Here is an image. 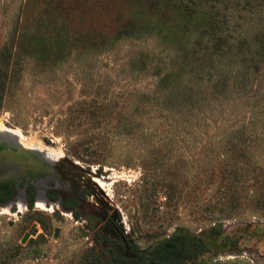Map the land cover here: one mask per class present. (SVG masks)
I'll return each mask as SVG.
<instances>
[{"label": "rangeland", "instance_id": "obj_1", "mask_svg": "<svg viewBox=\"0 0 264 264\" xmlns=\"http://www.w3.org/2000/svg\"><path fill=\"white\" fill-rule=\"evenodd\" d=\"M174 2L207 6L0 0V49L16 40L2 127L56 162L60 189L34 196L80 201L1 208L0 264H85L111 218L140 248L189 229L209 247L193 264H264V13L212 0L206 33L180 25Z\"/></svg>", "mask_w": 264, "mask_h": 264}, {"label": "trees", "instance_id": "obj_2", "mask_svg": "<svg viewBox=\"0 0 264 264\" xmlns=\"http://www.w3.org/2000/svg\"><path fill=\"white\" fill-rule=\"evenodd\" d=\"M202 1H204V6H207H202L201 9L195 12L175 6V2L173 4L169 3V11L180 25L187 26L192 30L209 33L213 28L212 25L215 24V22L209 24L210 14H213L212 20L217 21L221 16L212 7V0ZM189 2L192 5L193 0H189ZM256 2L264 13V0H256ZM262 28L263 30L257 37L255 44L264 50V19ZM115 39L119 38L114 36L112 41ZM15 50L16 40L14 39L5 42L0 49V98L12 87L14 81L10 71L14 70ZM170 74L166 73L159 79L158 89L168 87ZM76 157L78 158V156ZM70 168L73 171H78V168L74 165H71ZM77 203L74 200L72 206ZM110 220L112 226L107 225L109 230L106 234H98L97 245L100 247L99 251L97 253L88 252L85 264H193L200 256L209 251L208 245L201 237L184 227H176L170 236L164 237L145 248H140L134 245L129 237L123 235L120 230L119 232L116 230V218ZM215 234L219 236L221 230H218ZM109 237H111V240H108Z\"/></svg>", "mask_w": 264, "mask_h": 264}, {"label": "flooded vegetation", "instance_id": "obj_3", "mask_svg": "<svg viewBox=\"0 0 264 264\" xmlns=\"http://www.w3.org/2000/svg\"><path fill=\"white\" fill-rule=\"evenodd\" d=\"M13 140L14 139L10 140L0 135V151L5 150V149L14 150L15 146H17L16 145L17 143L14 142L15 140L14 141ZM87 178L91 181L92 184H94V186H96L92 178L89 176V174L87 175ZM49 180L53 181L54 179H51V178L32 179L30 178V179H25V180L17 179V180H11L6 183H0V209L4 207L8 209L17 207L18 206L17 203L19 202V200L23 202L24 208L26 207L31 208L32 205H35V201L39 195L38 194L34 196L35 190H37V188L41 187L42 185H43L42 186L43 188H47V181ZM54 182L56 183L54 186V189L55 190L60 189V186H61L60 182L56 180ZM44 183L46 184L44 185ZM82 194L80 196H82ZM41 196L45 198L48 204L52 202L53 204L59 203L57 204V206H61V207L63 206L65 209L72 210L78 207L80 204V201L78 200V198L70 199V201L66 203V202H62L61 195L56 196L55 194H53V195H48V197L47 196L45 197V195H41ZM49 200H51L52 202H50ZM74 200H76L78 203L72 206V203L74 202ZM75 215L77 216V214ZM118 227L119 226L117 224L116 230L119 232L120 229ZM106 229L107 231L109 230L108 226L106 227Z\"/></svg>", "mask_w": 264, "mask_h": 264}, {"label": "water", "instance_id": "obj_4", "mask_svg": "<svg viewBox=\"0 0 264 264\" xmlns=\"http://www.w3.org/2000/svg\"><path fill=\"white\" fill-rule=\"evenodd\" d=\"M55 163L49 162L43 155L26 150L19 145L15 146L14 150H1L0 183L30 178H51L58 181L59 179L54 169ZM91 174L89 176L92 178ZM26 237L27 235L24 236V239Z\"/></svg>", "mask_w": 264, "mask_h": 264}, {"label": "bare ground", "instance_id": "obj_5", "mask_svg": "<svg viewBox=\"0 0 264 264\" xmlns=\"http://www.w3.org/2000/svg\"><path fill=\"white\" fill-rule=\"evenodd\" d=\"M0 132H7V133H9V134H12L13 136H15L19 141H17L16 143V145H19V146H21V147H23V148H25L26 150H29V151H32V152H36V153H38V154H42L41 153V149H40V147L39 146H37V145H33V144H30V143H27V142H25V141H23V137L20 135V132L19 131H12V130H6V129H4L3 127H2V123H1V120H0ZM45 153V152H44ZM49 162H55V161H51V159L50 158H46ZM92 180H93V182L96 184V186L98 187V188H100L101 190H103V191H105L106 190V184L100 179V178H94V177H92ZM22 201L21 200H19V204L18 205H21L22 203H21ZM57 204H52L51 206L53 207V208H55V206H56ZM21 206H23V205H21ZM48 205H47V203H46V201H45V198L43 197V196H41V195H38V197H37V199H36V202H35V207L36 208H38V209H41V210H43V209H47L48 207H47ZM51 207V208H52ZM57 207V206H56ZM20 208V207H19ZM47 210H49V211H52V210H50V209H47Z\"/></svg>", "mask_w": 264, "mask_h": 264}]
</instances>
